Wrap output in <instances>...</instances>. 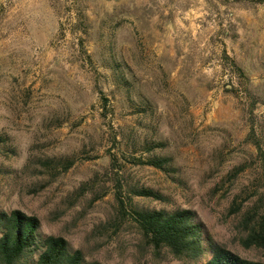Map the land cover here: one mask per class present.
<instances>
[{
    "label": "rangeland",
    "instance_id": "374dc122",
    "mask_svg": "<svg viewBox=\"0 0 264 264\" xmlns=\"http://www.w3.org/2000/svg\"><path fill=\"white\" fill-rule=\"evenodd\" d=\"M0 135V212L37 217L87 262L158 264L141 206L192 210L264 261L234 240L241 212L264 209V5L0 0Z\"/></svg>",
    "mask_w": 264,
    "mask_h": 264
},
{
    "label": "trees",
    "instance_id": "16d2710c",
    "mask_svg": "<svg viewBox=\"0 0 264 264\" xmlns=\"http://www.w3.org/2000/svg\"><path fill=\"white\" fill-rule=\"evenodd\" d=\"M249 1L264 5V0ZM234 65L244 77L243 71ZM114 68L121 69V65L115 64ZM123 83H126L125 78ZM100 94L102 100L108 102L103 98V92ZM147 108L146 105L143 113H147ZM3 143H7V138L0 135V145ZM257 146L263 156L261 147ZM159 148L160 146H147L146 149L149 153H154ZM145 164L168 175L175 171L173 159L169 157L150 155ZM133 193L147 199L165 200L163 195L152 189H136ZM241 213L234 240L245 251H254L264 257V209L261 206H252ZM133 220L142 235L145 247L151 251L158 264L168 259L177 262L176 264H264L262 259L245 258L215 240L205 232L192 210L169 211L141 206L133 211ZM40 228L41 222L35 216L18 210L0 212V264H103L99 261L87 262L81 251L71 250L67 239L44 236Z\"/></svg>",
    "mask_w": 264,
    "mask_h": 264
}]
</instances>
